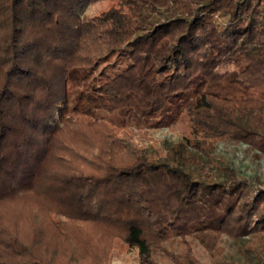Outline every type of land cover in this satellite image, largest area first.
I'll use <instances>...</instances> for the list:
<instances>
[{"label": "trees", "instance_id": "trees-1", "mask_svg": "<svg viewBox=\"0 0 264 264\" xmlns=\"http://www.w3.org/2000/svg\"><path fill=\"white\" fill-rule=\"evenodd\" d=\"M103 1L0 0V264H213L223 237L264 239L263 185L196 180L98 118L186 110L264 157V0ZM244 253L218 264H264Z\"/></svg>", "mask_w": 264, "mask_h": 264}, {"label": "rangeland", "instance_id": "rangeland-1", "mask_svg": "<svg viewBox=\"0 0 264 264\" xmlns=\"http://www.w3.org/2000/svg\"><path fill=\"white\" fill-rule=\"evenodd\" d=\"M112 3L113 0L103 1L105 5ZM84 13H92V8L87 7ZM129 54L127 51L124 56ZM104 68L106 64L97 65L89 74L81 73L78 77L71 78L69 82L71 92L77 88L90 91L93 85H99L100 80H110L111 70ZM235 68L233 64H224L205 74L210 82H218L223 81ZM243 98L242 92H237L236 89L228 96L230 103H239ZM98 118L113 125L120 134L127 132L134 147L148 148L152 160L177 165L196 180L229 183L236 178L245 177L251 179L257 186H264V157L258 159L247 144L196 128L186 110L173 123L125 118L107 108L98 112ZM246 247H250L258 257H262L264 239L252 237L250 240L242 239L237 242L223 237V244L216 249L213 264H218L224 255L232 258L243 257ZM197 255L204 264H211L207 254L200 251Z\"/></svg>", "mask_w": 264, "mask_h": 264}]
</instances>
